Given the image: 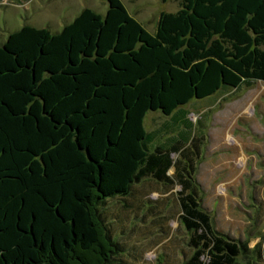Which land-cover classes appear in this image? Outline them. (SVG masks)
<instances>
[{
    "label": "trees",
    "instance_id": "trees-1",
    "mask_svg": "<svg viewBox=\"0 0 264 264\" xmlns=\"http://www.w3.org/2000/svg\"><path fill=\"white\" fill-rule=\"evenodd\" d=\"M177 1L153 33L107 0L56 31L24 24L2 37L0 264H127L109 203L127 207L149 183L176 198L181 264L262 260L259 245L214 227L195 177L198 120L183 106L264 82V0ZM157 110L178 124L147 131Z\"/></svg>",
    "mask_w": 264,
    "mask_h": 264
},
{
    "label": "rangeland",
    "instance_id": "rangeland-1",
    "mask_svg": "<svg viewBox=\"0 0 264 264\" xmlns=\"http://www.w3.org/2000/svg\"><path fill=\"white\" fill-rule=\"evenodd\" d=\"M22 1V0H21ZM127 10L153 33L161 11H175L177 0H122ZM84 7L105 13L107 0H1L0 41L9 30L24 24L60 29ZM10 28V29H9ZM8 29V30H6ZM223 91L193 98L183 107L197 121L193 132L201 137L196 173L202 203L212 215L213 225L225 236L247 242L249 250L259 245L263 252L241 253L236 264H264V82L242 86L221 100ZM178 124L161 111H149L147 131L162 122ZM172 169L170 170V172ZM152 189L157 192H151ZM127 207L113 199L114 239L127 248V264H181L189 250L186 233L177 219L173 194L151 183L129 197Z\"/></svg>",
    "mask_w": 264,
    "mask_h": 264
},
{
    "label": "crops",
    "instance_id": "crops-1",
    "mask_svg": "<svg viewBox=\"0 0 264 264\" xmlns=\"http://www.w3.org/2000/svg\"><path fill=\"white\" fill-rule=\"evenodd\" d=\"M15 2H18V3H21V2H24V3H29L30 0H15ZM0 3H1V0H0Z\"/></svg>",
    "mask_w": 264,
    "mask_h": 264
}]
</instances>
